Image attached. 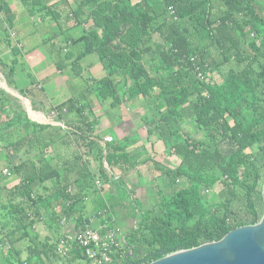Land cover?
Listing matches in <instances>:
<instances>
[{
    "label": "trees",
    "instance_id": "obj_1",
    "mask_svg": "<svg viewBox=\"0 0 264 264\" xmlns=\"http://www.w3.org/2000/svg\"><path fill=\"white\" fill-rule=\"evenodd\" d=\"M76 2L77 17L86 15L94 27L72 41L83 44V55L97 54L106 70L104 77L92 79L87 97L94 94L103 110L117 111L120 118L121 108L137 109L148 140L165 144L160 158L174 156L179 163L154 161L164 184L148 206L131 189L130 171L142 178L135 186L149 190L155 177L144 179L139 158L127 150L128 136L104 143V132L97 131L100 118L91 119L89 112L92 100L57 104L67 112L54 120L66 128L33 121L19 98L0 88V146L5 149L0 161L12 153L21 157L17 164L9 160V166L20 176L11 192L24 199L5 202L0 196L4 264H46L44 256L57 254L56 242L38 241L36 215L56 225L73 220L81 229L94 217L97 223L118 224L119 210L131 209L128 216H135L136 224L126 234L125 248L133 253L114 264H148L258 223L264 215V0ZM0 13L4 23L10 21L7 0H0ZM1 31L14 59H0V65L9 68L5 75L15 86L21 50L5 24ZM199 71L213 76L201 79ZM20 92L28 96L25 89ZM222 143L232 148L228 154ZM91 157L99 177L118 194H102ZM104 158L113 171L124 165L123 175H111ZM12 174L3 173L4 186ZM88 198L94 204L91 215ZM26 237L31 239L23 260L20 242ZM75 254L88 262L81 249Z\"/></svg>",
    "mask_w": 264,
    "mask_h": 264
},
{
    "label": "crops",
    "instance_id": "obj_2",
    "mask_svg": "<svg viewBox=\"0 0 264 264\" xmlns=\"http://www.w3.org/2000/svg\"><path fill=\"white\" fill-rule=\"evenodd\" d=\"M7 1L10 3L13 14L10 21L5 20L4 23L2 19L5 14L0 13V30L4 24L8 28L11 34L10 40L12 44L18 45L17 47L21 50L17 65L24 66L23 71L27 73V79L25 80L27 84L24 85L22 82L17 81L20 74L16 73V69L13 81L14 83L18 82V84L15 83V86L13 85L10 87L19 93H21V89H25L33 105L38 107L36 110L44 112L45 114L46 112L41 107L42 105L45 106L48 113L51 107L66 102L69 99H77L80 100L81 103H86V98L92 100L93 108L89 111L90 113L92 112L91 119L94 117L100 118L97 131L104 132V136H128L127 150L136 154V157L139 158L138 161L141 162L138 166L139 171L153 169L154 161L162 159L160 155L166 151V148L164 142L161 140H148L147 128L142 122L139 111L130 107H127L126 110L121 108L123 115L120 118L117 111L111 110L107 113L102 109L101 105V110L98 109L99 102L94 94L87 97L88 88L93 84L92 79L102 78L106 74L98 77L85 75H87L88 72L92 73V75L94 73L102 75L104 71L106 73V70L97 54L92 53L83 55V44L72 41L94 27L93 21L86 15L84 17H77L75 13L78 10L76 0ZM14 32L16 36L12 35ZM72 47L75 49L74 54L71 49ZM89 55H92L94 59L86 60L85 58ZM0 59L7 63H11L14 59L8 38H6L5 34H2V31L0 32ZM80 61L85 65L83 69L79 65ZM33 80L36 82L33 83ZM78 80H81L84 84L79 88L78 93H64V89L67 90V88H70V91H74ZM46 87L50 88L51 92H48ZM72 116L73 115L69 114L66 115V118L70 120L73 118ZM0 151H2L1 148ZM175 159H177V157L173 156L167 157L166 159L163 158L162 160H164V163L167 165H173ZM167 160L170 163H167ZM91 161L92 168L95 172H99L98 163L92 157ZM148 161L150 163H148ZM123 166H121V168L116 166L114 171L112 170V174H114L116 178H118L120 174L123 175ZM9 167L10 166L7 168ZM130 172L134 174V178L130 181L133 186L134 183L137 184L140 182V179L138 180L139 176L137 170H131ZM97 174L99 175V173ZM10 180L6 179V186L8 184L9 190L15 185L13 184L10 186V183L14 182V179H12V181ZM18 180L19 179H17L15 183H18ZM4 184L5 183L2 184V187H4ZM144 186L145 189L143 194L139 196L143 201L147 202L150 201L152 196L147 194L148 188H146V185H143V187ZM2 187L0 185V188ZM136 187H139V189L143 188L140 186ZM113 189L115 190L114 192ZM107 192L113 195L118 194L116 188L110 184H107L102 190V194H106ZM89 200L88 198L87 201L90 203ZM120 208L121 207H119V209ZM125 211H127V215H125ZM91 213L93 214V212ZM118 215H123V220L128 223L126 220L128 210L122 207ZM63 223L66 225L64 232L74 230L76 227L73 220H66ZM2 257L5 260V257L1 253L0 263Z\"/></svg>",
    "mask_w": 264,
    "mask_h": 264
},
{
    "label": "rangeland",
    "instance_id": "obj_3",
    "mask_svg": "<svg viewBox=\"0 0 264 264\" xmlns=\"http://www.w3.org/2000/svg\"><path fill=\"white\" fill-rule=\"evenodd\" d=\"M72 49V52H73V54H74V52H75V49H73V47L71 48ZM92 54V53H91ZM94 54V53H93ZM85 58V57H84ZM93 58V56L92 55H89L88 57H86L85 59L86 60H90V59H92ZM94 59V58H93ZM86 63V62H85ZM79 65L82 67V69L84 68V64L80 61L79 62ZM19 66L20 65H17L16 66V69H17V71H16V73H18V74H20V77H18L17 78V81H20V82H22V84H24V85H26L27 84V81H25L26 79H27V73H26V71H23V67L24 66H20V68H19ZM9 69V68H8ZM8 69L6 70V71H8ZM69 70V69H68ZM5 69L3 68V66H1L0 65V78H2V80L4 81V80H6V82L8 83V80H7V78H6V75H5ZM106 73H105V71L102 73V75H99L98 73H94L93 75H92V73H90V72H88V74L87 75H85V76H89V75H91V76H96V77H98V76H104ZM0 83L2 84V82L0 81ZM16 84H18V82H15ZM9 85V84H8ZM84 84H83V82L81 81V80H78L77 81V85H76V87L74 88V91H70L71 89L70 88H67V90H65L64 89V93H71V92H77L78 93V91H79V88L81 87V86H83ZM10 86V85H9ZM46 90L48 91V92H51V90H50V88H48V87H46ZM28 97V96H27ZM29 98V97H28ZM24 100H26L27 102H28V104L27 103H25L24 102ZM19 99V101H18V103L19 104H21L22 106H23V108L26 110V106H30L34 111H36L34 108H38L37 106H35V105H33L34 106V108H33V106H31V104H30V101L29 100H27V99ZM26 104V105H25ZM43 109H44V111L46 112V116H48L49 118H50V112H48L47 113V111H46V109H45V106H41ZM28 108V107H27ZM98 109H100L101 110V108H100V104H99V106H98ZM30 111V110H29ZM31 112V111H30ZM36 112H38V111H36ZM38 113H40L41 114V117L43 118V119H41L42 121H46V117L43 115V113L42 112H38ZM28 114V113H27ZM31 115L34 117V118H36V119H38L39 120V118H37L32 112H31ZM70 115H73V114H70ZM30 118V117H29ZM52 120H54V119H52ZM66 127V126H65ZM67 128V127H66ZM105 138V137H104ZM105 143V142H104ZM2 145V144H1ZM222 145V147H223V150H224V152L226 153V154H228L230 151H231V147L228 145V143H222L221 144ZM0 148L2 149V151L4 152L5 151V149H4V146L2 145V147L0 146ZM9 160L11 161V162H14V163H19L20 161H21V157L19 156V154H17V153H12V154H10L9 155ZM9 160L8 159H2L1 161H0V185H1V187H2V178H3V173H4V169L5 168H7L8 166H9ZM13 160V161H12ZM105 161V163H106V160H104ZM164 161V160H163ZM164 163V162H163ZM167 163H170V162H168V160H167ZM179 163V161L177 160V159H175V161H174V166H177V164ZM10 168V170L11 171H13V174H12V176L9 178V180L12 178V179H14L13 181L14 182H12V183H10V186L11 185H13V184H16L15 182L17 181V179H19L20 178V176L18 177L17 175H15V173H14V170H12V167H9ZM109 167H107V169H108ZM111 168V167H110ZM110 168L108 169V172L111 174V175H114V174H112V168H111V171H110ZM148 171V172H147ZM147 171H145L146 172V175L144 176V179H152V178H154L155 177V180H154V183H153V185H152V187H153V190H149L148 189V192H147V194H150L152 197L153 196H156V191L160 188V187H163V181H164V178L163 177H161V176H157V174L158 175H160L161 174V172H158V171H156L155 169H148ZM97 173H99V172H97ZM122 174H120V176H121ZM17 178V179H16ZM12 179L10 180V181H12ZM139 179H142V178H140V177H138V180ZM20 181V179L18 180V182ZM97 181H99L100 182V184H98L97 183ZM96 183H97V186L100 188V189H104L106 186H107V184L108 183H105L104 181H103V179H101V177H99V175H98V177H97V180H96ZM110 185H111V183H110ZM136 183H134V185H133V187H131V189L134 191V192H136V195H142L143 194V191H144V189H145V186L143 187V186H140V187H143L142 189L140 188L139 189V187L137 188L136 186ZM15 186V185H14ZM111 186H113V185H111ZM116 186V185H115ZM135 186V187H134ZM147 188V187H146ZM1 190H0V196H1V200H3V201H5V202H10V201H14V203H18V202H20V201H24V199L22 198V196H20V195H18V194H14V193H12L11 191L12 190H9V186H8V184H7V186H4V187H2V188H0ZM115 190L113 189V192H114ZM90 201V203L88 204V206H89V209H87V214H92L91 212H93V206H94V204H92L93 202L91 201V200H89ZM153 201V200H152ZM92 202V203H91ZM145 202V201H144ZM145 204L146 205H152L151 204V199H150V201H147V202H145ZM128 213L130 214V215H132L133 213H132V210L130 209V210H128ZM36 219L38 220L37 221V223H36V227H35V231L36 232H38L39 233V235H40V238L38 239V241H43V242H45V241H47V242H56V247H57V245H58V243H59V239H60V237L64 234V230H65V228H66V225H64L65 223H62L61 222V224H59V225H56V224H51L49 221H46V217L45 216H37L36 215ZM123 218H124V216L123 215H117V217H116V220H117V222H118V224H119V227L124 231V233L125 234H127V233H129V231L132 229V226H134L135 224H136V217L135 216H127V218H126V220H127V222L128 223H126V221L125 220H123ZM30 237L28 238V237H26V238H24L21 242H20V246L21 247H23L24 248V253L22 254V259L23 260H25L26 258H27V256H28V253H27V251H26V249H27V246L29 245V243H30ZM58 239V240H57ZM57 253V252H56ZM2 259V261H1V263L0 264H4V262H5V260H4V258L2 257L1 258ZM44 259H45V261H46V264H86V262L85 261H83L82 259H80L79 257H77V255L75 254V252H73L72 254H71V256L70 257H63V256H61V255H59L58 253L56 254V255H53V256H51V258H47L46 256H44Z\"/></svg>",
    "mask_w": 264,
    "mask_h": 264
},
{
    "label": "water",
    "instance_id": "obj_4",
    "mask_svg": "<svg viewBox=\"0 0 264 264\" xmlns=\"http://www.w3.org/2000/svg\"><path fill=\"white\" fill-rule=\"evenodd\" d=\"M1 80L2 78H0ZM4 81L7 86L0 83V88L19 99L29 100L31 106H33L30 98L16 92L8 85L6 80ZM26 111L33 121L65 127L63 122L52 120L44 112L42 113L47 118L46 121L34 118L27 106ZM106 167L110 168L107 161ZM262 191L264 201V184ZM148 264H264V215L258 223L237 227L218 241L168 253Z\"/></svg>",
    "mask_w": 264,
    "mask_h": 264
},
{
    "label": "built area",
    "instance_id": "obj_5",
    "mask_svg": "<svg viewBox=\"0 0 264 264\" xmlns=\"http://www.w3.org/2000/svg\"><path fill=\"white\" fill-rule=\"evenodd\" d=\"M12 35L16 36V33ZM198 74L201 79L206 80H210L213 76L210 71L207 73L199 71ZM61 112H67V107L54 106L50 118L54 119ZM113 139V135H106L104 142H111ZM4 173L10 175V168H5ZM97 183L100 184L99 181ZM74 190L70 188L72 193ZM64 221L66 218L63 219ZM126 244V234L118 224L97 223L94 217L91 223L85 224L81 229L75 227L74 230L64 232L59 239L56 252L63 257H70L76 249H81L87 256L86 264H114L116 258L123 261L133 253V250L130 252L126 250ZM6 246L10 247V243L7 242Z\"/></svg>",
    "mask_w": 264,
    "mask_h": 264
},
{
    "label": "bare ground",
    "instance_id": "obj_6",
    "mask_svg": "<svg viewBox=\"0 0 264 264\" xmlns=\"http://www.w3.org/2000/svg\"><path fill=\"white\" fill-rule=\"evenodd\" d=\"M1 73V72H0ZM1 82H2V85H4V86H7L6 85V83H5V81H2L1 80ZM24 100V99H23ZM24 102L25 103H27L28 104V102L26 101V100H24ZM28 107V109L37 117V118H39V120H41V119H43L42 117H41V114L40 113H38V112H36V111H34L30 106H27ZM47 120V119H46ZM42 121V120H41Z\"/></svg>",
    "mask_w": 264,
    "mask_h": 264
}]
</instances>
